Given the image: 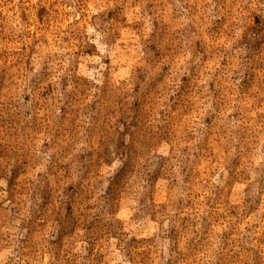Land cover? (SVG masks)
Here are the masks:
<instances>
[{
    "label": "rangeland",
    "instance_id": "374dc122",
    "mask_svg": "<svg viewBox=\"0 0 264 264\" xmlns=\"http://www.w3.org/2000/svg\"><path fill=\"white\" fill-rule=\"evenodd\" d=\"M0 264H264V0H0Z\"/></svg>",
    "mask_w": 264,
    "mask_h": 264
}]
</instances>
